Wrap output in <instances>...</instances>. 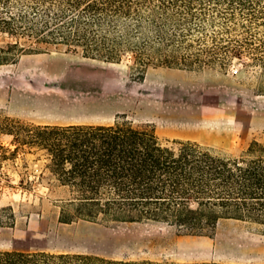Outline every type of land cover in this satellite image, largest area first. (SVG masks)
I'll use <instances>...</instances> for the list:
<instances>
[{"label":"trees","instance_id":"16d2710c","mask_svg":"<svg viewBox=\"0 0 264 264\" xmlns=\"http://www.w3.org/2000/svg\"><path fill=\"white\" fill-rule=\"evenodd\" d=\"M58 46L103 62L129 56L140 79L149 66L236 60L263 70L264 95V0H0V66ZM0 182L29 206L46 200L65 224L152 222L186 235L223 220L264 226V137L234 156L127 119L35 124L0 113ZM0 211V223L13 219L11 205ZM0 264L235 263L0 250Z\"/></svg>","mask_w":264,"mask_h":264},{"label":"rangeland","instance_id":"374dc122","mask_svg":"<svg viewBox=\"0 0 264 264\" xmlns=\"http://www.w3.org/2000/svg\"><path fill=\"white\" fill-rule=\"evenodd\" d=\"M262 73L235 60L225 69L149 66L140 79L129 56L93 61L48 47L41 55L24 54L17 65L0 66V113L10 114L9 98H20L15 109L23 113H57L65 117L60 122L77 123L127 119L151 125L163 141L195 140L237 156L264 137V95L257 94ZM2 185L0 207L11 205L13 219L0 223V250L264 264V226L223 220L211 234L186 235L152 222L65 224L46 200L40 208L29 206ZM6 213L0 211L2 220Z\"/></svg>","mask_w":264,"mask_h":264},{"label":"crops","instance_id":"0c3cea01","mask_svg":"<svg viewBox=\"0 0 264 264\" xmlns=\"http://www.w3.org/2000/svg\"><path fill=\"white\" fill-rule=\"evenodd\" d=\"M69 52H71V51H69ZM43 53H35V54H32V55H41ZM22 56H24V55H21L19 57L18 61L15 64H12V65L19 64L21 59H22ZM82 58H85V57L82 56ZM85 59H89V60H93V61H100V60H95V59H90V58H85ZM56 101L59 102L60 99L58 98V99H56ZM19 102H20V98H17V99L9 98L8 104L5 106L6 111L10 112V114H7V115L22 119L24 121L32 122V123H35V124H58V125L82 124V123H77V122H60L59 120H62L65 117L62 116L61 114H57V113L56 114H53V113H46V114H44V113L43 114H37V113L27 114V113H23V112L15 109ZM35 118H41V119H45V120H56V121L34 122L33 120ZM84 124H100V123H84Z\"/></svg>","mask_w":264,"mask_h":264}]
</instances>
